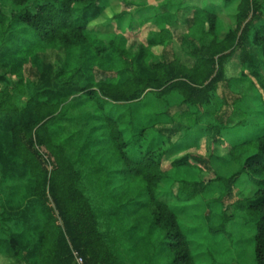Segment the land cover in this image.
Listing matches in <instances>:
<instances>
[{"label":"trees","instance_id":"trees-1","mask_svg":"<svg viewBox=\"0 0 264 264\" xmlns=\"http://www.w3.org/2000/svg\"><path fill=\"white\" fill-rule=\"evenodd\" d=\"M6 1L19 8L11 16L3 13ZM107 8L105 0H0V186L9 177L31 179L27 205L43 207L49 214L43 235L28 254L29 264H78L74 253L83 264H123L101 223L106 226L119 213L118 207H129L135 198L153 210L154 225L173 238L164 250L166 264H195L168 204L170 196L157 193L168 178L163 166L210 171L203 155L188 152L178 157L177 153L183 145L191 150L189 134L198 124L199 109L209 105L218 91L221 123L209 141L213 150L221 142L222 130L228 128L224 123L239 101L227 77L231 63L249 67L250 77L264 91V75L249 51L255 47L264 63V0L179 6L174 12H156L129 33L123 29L130 16L125 9L114 16L116 30L107 33L110 38L105 41L93 37L103 33L89 35L88 30ZM29 59L34 65L25 70ZM27 90L29 98L19 109L15 91L22 95ZM151 95L177 101L160 112L169 120L153 124L146 133L130 106ZM105 106L122 110L111 114ZM126 134L133 142L128 143ZM256 143V152L245 158L242 167L255 178V189L245 200L225 207L237 206L253 216L255 263L264 264V132ZM247 144L228 143L225 148L235 160L237 149L249 152ZM238 175L224 180L226 199ZM138 181L142 189L135 197L109 192ZM217 181L223 179L172 181V201L193 204ZM83 183L98 188L99 193L90 198L105 212L96 213ZM23 212L9 213L12 222ZM4 217L0 206V230ZM228 218L225 214V222ZM223 230L224 226L210 231ZM11 241L19 247L14 238Z\"/></svg>","mask_w":264,"mask_h":264},{"label":"rangeland","instance_id":"rangeland-1","mask_svg":"<svg viewBox=\"0 0 264 264\" xmlns=\"http://www.w3.org/2000/svg\"><path fill=\"white\" fill-rule=\"evenodd\" d=\"M108 8L102 17L91 24L88 34L94 35L95 32L103 34L95 35L102 40H108L110 36L107 33L115 32L114 16L128 9V15L123 23L125 32H133L131 29H138L142 21L153 17L156 12L170 13L174 12L176 7L185 8L187 6L207 7L216 2V0H105ZM19 8L12 1H6L3 5V13L7 16L17 11ZM221 19L231 24L227 16H221ZM135 31V30H134ZM251 52L258 70L264 75V63L255 47L250 46ZM49 58V57H48ZM51 59L54 56L51 55ZM34 65L32 59L25 61V70L27 66ZM228 71L230 85L234 94L239 97L234 110L230 113L224 124L228 128L222 130L221 142L217 143L213 150L209 139L214 134L215 126L221 120L220 115L221 99L219 91L213 95L212 102L209 105L202 106L198 112V124L190 132L189 143L192 145L191 150L186 149V145L177 153L182 155L192 154L203 155L207 160L210 171H199L183 165L177 168L169 166L166 163L163 170L168 172V178L160 183L158 196L168 199L169 206L178 218L180 231L186 236L190 252L195 264H256L255 263V232L256 226L253 216L240 207H225L230 203L238 200H245L255 189L254 177L242 170L245 158L256 152V138L264 132V91L254 83V79L249 75V67L231 63ZM29 90L22 95H17L16 104L22 109L23 102L29 98ZM23 101V102H22ZM177 101L176 98L168 100L158 99L155 96H148L147 99L132 104L133 116L146 127V133H150V127L162 121L166 123L169 118L160 112ZM124 105L125 103H118ZM122 108L117 106H105V111L116 114ZM125 139L128 143L133 142L131 135L126 134ZM230 144L248 143L251 146L249 152L244 149L236 150L235 160L228 154ZM0 139V149L2 148ZM148 145V144H147ZM5 156L8 152L4 145ZM146 151L147 147H142ZM176 157V156H174ZM238 173L235 188L230 196L226 199L227 183L233 174ZM12 175V174H11ZM10 175V176H11ZM221 177L222 182H214L211 190L206 195L192 202L175 203L173 200L174 192L172 191V181H185L187 183L197 182L206 183L209 179ZM258 179V178H256ZM122 180L119 181V185ZM184 182V183H185ZM32 180L25 178L9 177L7 183L1 185L0 193L1 211L4 212L7 220L0 230V264H29V253L37 245L43 235V227L48 221L49 214L43 207H29L32 191ZM84 193L90 198L91 194H98L97 187L81 185ZM161 188V189H160ZM0 189V190H1ZM142 189V183L136 182L131 186L122 184L118 191L110 193H122L125 195L139 194ZM162 190V191H161ZM229 198V197H228ZM91 199V198H90ZM135 198V202L129 207H118L119 213L106 221V226L101 227L110 240V245L114 252L120 257L123 264H166L167 256L164 252L167 245L173 243V238L168 237V232L161 227L154 225V212L149 207H143ZM92 201V199H91ZM93 208L97 214L105 212V207H96L92 201ZM173 205V206H172ZM20 213V218L12 222L13 216L9 213ZM225 214L229 217L224 220ZM9 219V220H8ZM8 221V222H7ZM52 227L57 225L55 219H51ZM224 226L222 233L215 234L210 231L212 228H221ZM100 227V228H101ZM15 239L19 247H13L12 239ZM16 252H20L17 256ZM20 256V257H19ZM31 263V262H30Z\"/></svg>","mask_w":264,"mask_h":264},{"label":"built area","instance_id":"built-area-1","mask_svg":"<svg viewBox=\"0 0 264 264\" xmlns=\"http://www.w3.org/2000/svg\"><path fill=\"white\" fill-rule=\"evenodd\" d=\"M75 254V258H76V262L78 264H83V259L82 257H80L77 253H74Z\"/></svg>","mask_w":264,"mask_h":264}]
</instances>
